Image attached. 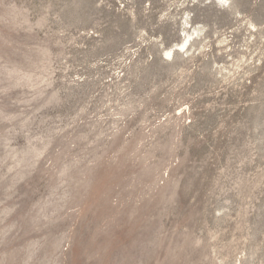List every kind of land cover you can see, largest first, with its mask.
<instances>
[{"label":"rangeland","instance_id":"1","mask_svg":"<svg viewBox=\"0 0 264 264\" xmlns=\"http://www.w3.org/2000/svg\"><path fill=\"white\" fill-rule=\"evenodd\" d=\"M0 264H264V0H0Z\"/></svg>","mask_w":264,"mask_h":264},{"label":"bare ground","instance_id":"2","mask_svg":"<svg viewBox=\"0 0 264 264\" xmlns=\"http://www.w3.org/2000/svg\"><path fill=\"white\" fill-rule=\"evenodd\" d=\"M183 48V47H182Z\"/></svg>","mask_w":264,"mask_h":264}]
</instances>
